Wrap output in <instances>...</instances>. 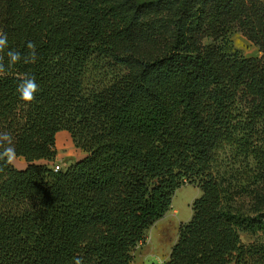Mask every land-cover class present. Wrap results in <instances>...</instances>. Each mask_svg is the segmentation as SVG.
<instances>
[{
  "label": "trees",
  "instance_id": "obj_1",
  "mask_svg": "<svg viewBox=\"0 0 264 264\" xmlns=\"http://www.w3.org/2000/svg\"><path fill=\"white\" fill-rule=\"evenodd\" d=\"M0 32L38 56L0 74L27 163L0 162V264H132L186 185L202 196L162 264H264V0H0ZM63 131L87 156L55 172Z\"/></svg>",
  "mask_w": 264,
  "mask_h": 264
},
{
  "label": "rangeland",
  "instance_id": "obj_2",
  "mask_svg": "<svg viewBox=\"0 0 264 264\" xmlns=\"http://www.w3.org/2000/svg\"><path fill=\"white\" fill-rule=\"evenodd\" d=\"M232 34L233 48L246 58L260 57L259 48L248 41L239 30ZM57 159L54 162L67 169L69 166L83 160L87 154L76 148L68 132H59L56 137ZM41 164H47L41 162ZM52 166L53 164H48ZM17 170H24L27 163L24 159H17L15 166ZM235 169V168H234ZM237 171H241L240 168ZM252 189L250 188V192ZM202 196V191L197 186L186 185L176 192L171 210L148 231L144 244L133 252L132 264H162L166 262L171 254L172 248L178 241L180 229L188 224L193 216V203ZM254 194L245 193L244 197L237 202L238 208L247 215H254L257 207ZM245 244L255 241V238L248 234H242Z\"/></svg>",
  "mask_w": 264,
  "mask_h": 264
},
{
  "label": "clouds",
  "instance_id": "obj_3",
  "mask_svg": "<svg viewBox=\"0 0 264 264\" xmlns=\"http://www.w3.org/2000/svg\"><path fill=\"white\" fill-rule=\"evenodd\" d=\"M26 48L28 49L27 54L9 48L7 34L0 32V54L5 53V49H8L6 52L7 65L4 62V55H0V74L6 73L9 68L21 62L25 64L35 63L38 59L36 45L29 41ZM38 91L39 85L35 77L25 75L17 85L19 99L26 104H31L35 100ZM17 159L18 153L11 133L7 131L0 132V162H3L5 166H15ZM76 264H81V262L77 261Z\"/></svg>",
  "mask_w": 264,
  "mask_h": 264
},
{
  "label": "built area",
  "instance_id": "obj_4",
  "mask_svg": "<svg viewBox=\"0 0 264 264\" xmlns=\"http://www.w3.org/2000/svg\"><path fill=\"white\" fill-rule=\"evenodd\" d=\"M53 169H54L55 172H58V171L62 170L61 166L58 165V164H55V165L53 166Z\"/></svg>",
  "mask_w": 264,
  "mask_h": 264
}]
</instances>
